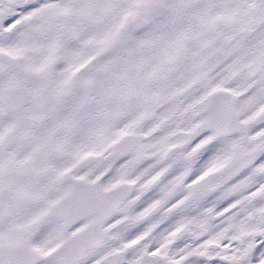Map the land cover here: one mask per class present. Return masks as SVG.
I'll return each mask as SVG.
<instances>
[{
	"label": "snow or ice",
	"instance_id": "obj_1",
	"mask_svg": "<svg viewBox=\"0 0 264 264\" xmlns=\"http://www.w3.org/2000/svg\"><path fill=\"white\" fill-rule=\"evenodd\" d=\"M0 264H264V0H0Z\"/></svg>",
	"mask_w": 264,
	"mask_h": 264
}]
</instances>
